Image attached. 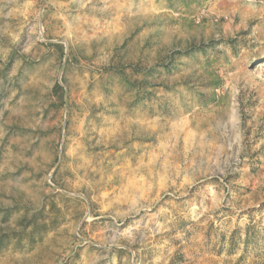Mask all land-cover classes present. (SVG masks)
I'll return each instance as SVG.
<instances>
[{
    "label": "rangeland",
    "instance_id": "374dc122",
    "mask_svg": "<svg viewBox=\"0 0 264 264\" xmlns=\"http://www.w3.org/2000/svg\"><path fill=\"white\" fill-rule=\"evenodd\" d=\"M0 264H264V0H0Z\"/></svg>",
    "mask_w": 264,
    "mask_h": 264
},
{
    "label": "bare ground",
    "instance_id": "6f19581e",
    "mask_svg": "<svg viewBox=\"0 0 264 264\" xmlns=\"http://www.w3.org/2000/svg\"><path fill=\"white\" fill-rule=\"evenodd\" d=\"M129 101V100H128ZM128 106V105H127ZM198 145V144H197Z\"/></svg>",
    "mask_w": 264,
    "mask_h": 264
}]
</instances>
